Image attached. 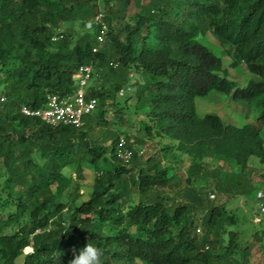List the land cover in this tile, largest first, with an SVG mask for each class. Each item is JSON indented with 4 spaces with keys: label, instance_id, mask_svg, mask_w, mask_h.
Instances as JSON below:
<instances>
[{
    "label": "trees",
    "instance_id": "1",
    "mask_svg": "<svg viewBox=\"0 0 264 264\" xmlns=\"http://www.w3.org/2000/svg\"><path fill=\"white\" fill-rule=\"evenodd\" d=\"M142 1L128 18L130 0H0V95L8 99L0 105V182L5 174L16 186L6 197L0 186V264L22 257L23 264H59L57 256L70 264L88 242L102 250L101 264L264 263V216L252 242L239 247L230 231L237 218L207 187L213 182L219 197L248 203L256 178L264 181L253 165H264L261 131L199 117L196 109L198 97L233 94L260 108L264 125V0ZM99 11L109 33L95 53L96 30L64 27L85 24ZM207 33L232 68L245 64L258 80L245 88L229 80L222 58L201 42ZM89 64L95 72L88 96L99 105L81 129L22 114L25 106L39 109L51 96L73 94L74 76ZM131 89L151 125L134 139L128 167L115 155L120 137L110 135L109 146L87 139L107 125L119 93ZM155 138L170 142L160 154L189 160L184 183L171 163L138 156ZM85 167L99 177L91 198L78 204ZM69 168L78 180L66 176ZM27 248L32 252L24 255Z\"/></svg>",
    "mask_w": 264,
    "mask_h": 264
},
{
    "label": "rangeland",
    "instance_id": "2",
    "mask_svg": "<svg viewBox=\"0 0 264 264\" xmlns=\"http://www.w3.org/2000/svg\"><path fill=\"white\" fill-rule=\"evenodd\" d=\"M130 2V7L127 12L128 18L137 15L141 11L139 0H130ZM141 4L143 6H147L149 1L144 0ZM70 28H73V31L75 32L82 33L84 24L82 21L73 25L68 24L64 27V30H69ZM200 39L203 45L206 46L214 55L222 58L224 68L228 72V79L236 82L239 88H245L250 81L258 80L257 76L253 75L245 64L240 65L238 68H232V60L230 56L223 52V48L220 46L218 40L210 33L200 36ZM11 65L12 64L9 66ZM0 77H3L2 71H0ZM132 77L141 80L140 76L136 74H133ZM4 91L5 85L0 86V94ZM196 109L199 117H204L208 114L216 115L222 119L225 125H233L236 127H243L249 124L256 125L259 127L261 135L264 139V125L259 121L261 109L254 103L235 100L233 94L227 95L225 93L213 91L207 96L198 97L196 99ZM146 112L147 111L140 107L137 103L135 89L126 90L123 95L119 93L116 97L113 109H110L109 111L107 125L102 128H95L91 130L87 140L89 142H96L100 145L109 146L111 142L107 139L110 135H116L120 138L123 136H129L133 140L136 137H142L144 134L141 130L144 128L145 124L151 125L146 117ZM169 143L170 142L166 139L160 140L155 138L153 140H149L147 141V146L143 150L137 151L138 156H140L143 160H147L151 155H156V158L162 161L164 166L171 163L176 169L178 179H182V183H184L187 179V169L190 162L188 159L181 161L180 159H176L177 161L171 160V158L165 156V154H160V149ZM136 150H138V148ZM253 165L264 173V165H261L257 161H253ZM1 172L2 174L5 172L3 166L1 167ZM134 172L136 173V171ZM64 173L66 176H72L75 180H78L74 168L66 169ZM135 173H133V175ZM98 177L99 174L94 168L85 167L84 180L79 181L82 187L80 190L81 197L78 204L88 201L91 198L94 182ZM256 179L257 180L255 182L257 183H255V194L248 199L249 201L247 204L244 198L219 197L215 194V192H213V182L207 186L211 188V194L216 196L214 201L226 204L229 212L237 218L238 224L230 228V231L236 234V243L239 247H244L247 243H251L254 232L262 229L263 222L261 223L255 220L254 212L260 203L259 199L264 197V181L261 182L260 177ZM203 184V182H196L195 186H203ZM0 186L1 190L3 189L6 192L5 197L7 192H14L16 189V186L8 180V177L5 174L1 179ZM29 249H31V251H29ZM31 252L32 248H27L24 251V255ZM23 258L24 257L20 258L17 261V264H23Z\"/></svg>",
    "mask_w": 264,
    "mask_h": 264
},
{
    "label": "built area",
    "instance_id": "3",
    "mask_svg": "<svg viewBox=\"0 0 264 264\" xmlns=\"http://www.w3.org/2000/svg\"><path fill=\"white\" fill-rule=\"evenodd\" d=\"M87 31H97V47L94 52L97 53L106 43L109 28L104 12L99 11L95 17L84 24ZM63 35H56L53 38L54 42L63 39ZM116 68L118 63L112 62L110 64ZM93 64L81 66L78 73L74 76L76 82V90L73 94L60 97L51 96L47 104L39 109L31 107H23L22 114L26 117L37 118L44 124L57 126H72L76 129H81L84 126V118L93 114L99 105V100L95 97L88 96V90L91 86L94 76ZM124 90L120 94H124ZM7 97L0 95V105L7 102ZM135 145L133 139L128 140L125 136L119 139L115 155L124 165L130 166L134 159V150L132 146ZM214 198V196H212ZM260 203L254 212V217L257 222H261V217L264 215V197L259 199Z\"/></svg>",
    "mask_w": 264,
    "mask_h": 264
},
{
    "label": "clouds",
    "instance_id": "4",
    "mask_svg": "<svg viewBox=\"0 0 264 264\" xmlns=\"http://www.w3.org/2000/svg\"><path fill=\"white\" fill-rule=\"evenodd\" d=\"M29 251H31V249H29ZM102 255L103 252L100 248L88 242L85 246L74 252V258L70 261V264H101ZM55 259L59 261V264H61L59 256Z\"/></svg>",
    "mask_w": 264,
    "mask_h": 264
}]
</instances>
